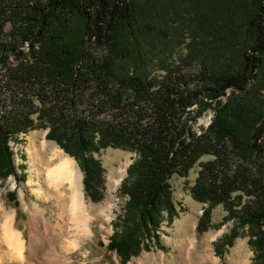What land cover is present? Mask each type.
Segmentation results:
<instances>
[{
	"label": "trees",
	"instance_id": "trees-1",
	"mask_svg": "<svg viewBox=\"0 0 264 264\" xmlns=\"http://www.w3.org/2000/svg\"><path fill=\"white\" fill-rule=\"evenodd\" d=\"M186 1L0 0V66L6 69L0 75V178L17 176L10 143L36 127L78 161L93 201L105 189L93 153L108 147L135 152L120 186L129 199L107 246L127 264L151 248L149 237L159 242L157 229L177 216L171 178L186 176L210 155L192 187L194 198L207 205L197 231L211 227V211L222 203L228 211L223 222L233 226L216 252L221 255L247 228L253 264H264V95L251 88L264 59V0H198L181 7L192 13L201 40L197 54L212 36L230 39L232 47L238 36L250 42L243 50L220 43L219 50L241 54V61L204 72L202 88H147L156 36L174 21L168 8ZM213 103L211 124L194 131L190 118ZM231 154L240 161L231 162Z\"/></svg>",
	"mask_w": 264,
	"mask_h": 264
},
{
	"label": "rangeland",
	"instance_id": "rangeland-1",
	"mask_svg": "<svg viewBox=\"0 0 264 264\" xmlns=\"http://www.w3.org/2000/svg\"><path fill=\"white\" fill-rule=\"evenodd\" d=\"M197 1L187 0L183 3H175L173 7L168 8L169 18L174 21H169L170 26L164 25L159 31L160 34L156 36L155 45L158 51L156 56L148 62L145 70V74H148L150 79L148 82L152 83V85L148 83L147 88H162L167 84L172 88H202L206 83L205 78H202L204 72L212 75L215 71L223 70L228 65L236 66L241 61V54H231L228 49L219 50V44L221 43L222 47L227 46L231 49L234 47L235 50H243L245 45L250 42V37L244 40V37L238 36L232 41L234 43L232 47L227 43V41H231L230 39L223 38L219 41L216 36H212L202 43L201 48L204 53L197 54L196 43L201 40L196 28L192 26L193 23L190 21L192 13L181 9L187 4H196ZM200 37H202L201 34ZM93 51L99 54L101 49L93 47ZM133 68L135 69V67ZM224 70H228V68ZM5 74L6 69H2L0 66L1 77ZM258 74V79L252 83L251 88H260L261 94L264 95V59ZM90 88L96 87L93 85ZM125 88L133 87L130 85ZM228 96H230V91L224 100H227ZM90 104L91 102L86 103L83 107H88ZM215 106L216 104L213 103L211 107L204 109L195 121L190 118V124L194 131L200 133L211 124L216 115ZM95 110L93 105L91 113ZM192 114L194 115V112ZM47 132L48 130L45 128L36 127L21 133L18 141L14 140L10 143L14 151V163L18 174L16 177L14 175L9 176L5 181L0 178V220L4 222L6 214L10 213L13 216V227L21 232L26 243L27 255L37 259L38 262L34 261L35 264H46L47 260L51 258V254L48 255L45 251L48 249V243L45 241L32 243L30 237L31 212L29 209L44 211L54 224L58 214V205L55 199L45 200L37 197L36 191L39 188V181L27 152L32 139L36 140L39 145L46 142L49 147L62 150L65 156L75 161L82 178L81 188L84 200L93 217L92 233L80 241L81 247L75 252L70 255L64 254L65 257L68 256L67 264H121L118 254L109 250L107 246L114 232V223L119 221L126 201L129 199L128 195L120 192V186L127 175L128 166L136 157V153L116 147H108L93 153V156L101 161L105 185L103 198L99 201H93L86 194L83 183L84 173L78 161L67 154L55 140L47 139ZM231 157L230 161L233 163L240 161L234 154H231ZM211 159L213 157L210 155L203 156L186 176L175 175L171 178L177 216L171 223L166 218L157 229L159 242H156L153 237H149L145 243L151 245V248L149 250L143 249L139 256L133 257L127 264H238L237 257L240 255H242L240 256L242 259L247 261L246 264H253L254 251L249 243L247 228L240 230V235L234 240V244L223 248L224 252L221 255L216 252L215 244L233 226L232 221L223 222V219L228 215L224 204H218L212 209L211 227L201 234L197 231L198 220L207 205L194 198L192 187L196 184L202 165ZM21 175H25L26 180L21 179ZM11 193H14L13 199L15 201L12 198L9 199ZM234 199L238 202L241 199L245 200L246 197L234 196ZM110 204L115 205L113 210L108 212L106 208ZM55 246L52 244V248ZM7 252L8 250L0 249V264H10Z\"/></svg>",
	"mask_w": 264,
	"mask_h": 264
},
{
	"label": "bare ground",
	"instance_id": "bare-ground-1",
	"mask_svg": "<svg viewBox=\"0 0 264 264\" xmlns=\"http://www.w3.org/2000/svg\"><path fill=\"white\" fill-rule=\"evenodd\" d=\"M27 152L39 181L37 197L55 199L58 205L54 224L44 211L29 209L31 241L48 243L45 251L51 254V258L46 264H67L68 256L64 254L75 252L81 247L80 241L92 233L93 217L84 200L81 175L72 158L65 156L60 149L49 147L46 142L39 145L32 139ZM114 205L110 204L106 210L111 212ZM0 237V249L8 250L10 264H35L37 259L27 255L26 243L21 232L13 227V216L10 213L6 214L4 222L0 220ZM52 244L56 245L55 248H52ZM240 256L237 257V263L246 264L247 261Z\"/></svg>",
	"mask_w": 264,
	"mask_h": 264
}]
</instances>
